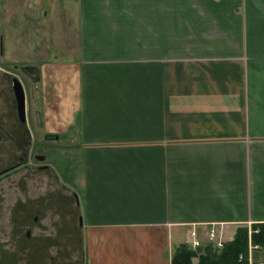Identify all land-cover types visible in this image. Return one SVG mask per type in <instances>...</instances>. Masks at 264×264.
<instances>
[{
  "label": "crops",
  "instance_id": "obj_1",
  "mask_svg": "<svg viewBox=\"0 0 264 264\" xmlns=\"http://www.w3.org/2000/svg\"><path fill=\"white\" fill-rule=\"evenodd\" d=\"M67 3L32 110L80 158L74 264H171L192 232L264 224V0Z\"/></svg>",
  "mask_w": 264,
  "mask_h": 264
},
{
  "label": "rangeland",
  "instance_id": "obj_2",
  "mask_svg": "<svg viewBox=\"0 0 264 264\" xmlns=\"http://www.w3.org/2000/svg\"><path fill=\"white\" fill-rule=\"evenodd\" d=\"M70 8L67 0H0V22L2 25H6L3 32L6 37L7 56L12 55L13 59L32 62L36 61V57L43 59L52 52L62 56L56 48H64L67 47L64 45H68L70 30L67 27L69 26L67 12ZM62 156H64L63 153ZM77 157L73 158L72 165L69 162V157H60L61 160L65 159L66 164H68L61 170L72 171L71 182L75 185L69 182L62 171L58 172L54 168L56 175L63 176L68 181V188L64 193L70 196V202L65 204L64 222L57 220L55 214L60 213L62 207L55 203L56 206L52 209L53 214L52 211L47 214L49 219H41L40 225L42 227L33 229V241L23 242L21 238L23 228H19L14 218L17 209L14 203L16 202L15 199L21 200L22 196L38 195L39 193H41L39 196H42L46 190V186L43 185L44 182L40 185L42 189L32 181H28V178H24L27 184H22L19 182V176L23 177V175L18 174L11 176L3 183L8 185H5L0 193V245L9 252L14 251V249L19 252L14 264H74L79 260L82 249L79 225L81 204L78 191L75 188L78 189L82 183L80 172L82 169L80 158ZM40 180L41 177L37 179L38 182ZM46 183L47 190H52L50 189V180ZM72 193L76 194L78 203ZM43 229H46L47 232L43 233ZM38 235H46L47 237L39 239ZM17 246H26L27 248L23 247L19 250Z\"/></svg>",
  "mask_w": 264,
  "mask_h": 264
},
{
  "label": "flooded vegetation",
  "instance_id": "obj_3",
  "mask_svg": "<svg viewBox=\"0 0 264 264\" xmlns=\"http://www.w3.org/2000/svg\"><path fill=\"white\" fill-rule=\"evenodd\" d=\"M4 28L6 25L0 22V193L8 185L3 183L18 174L23 175L19 176L22 184H27L24 178H28V181L38 187L43 182L46 186L42 196L39 193L36 196H22L21 200L15 199L17 209L14 218L19 228H23L21 238L26 243L34 240L33 229L41 226V219L48 218L47 214L56 206L55 203L62 207L61 212L55 214L57 220L64 222L65 204L70 202V196L64 193L68 188V181L65 177L56 175L54 168L61 172L68 164L65 159H60L64 157L62 153H65L62 142L57 143V135L49 131L53 124L49 123L51 112H46L45 98L43 105H40L41 110H32V104L39 98V85L44 82L42 65H38L37 58L32 62L7 56ZM35 68L38 69L37 75ZM21 95L23 101H20ZM39 177L41 180L38 182ZM48 180L52 190H47ZM72 195L78 203L76 194ZM45 237L47 236L38 235L39 239ZM23 247L26 246H17L19 250ZM30 250L33 251L32 248ZM18 256L19 252L15 249L9 252L0 245V264H14Z\"/></svg>",
  "mask_w": 264,
  "mask_h": 264
},
{
  "label": "trees",
  "instance_id": "obj_4",
  "mask_svg": "<svg viewBox=\"0 0 264 264\" xmlns=\"http://www.w3.org/2000/svg\"><path fill=\"white\" fill-rule=\"evenodd\" d=\"M249 246L253 252L264 249V224L238 227L233 238L225 241L219 251L208 243L195 251L189 245L181 244L176 248L171 264H192L193 258L197 259V264H248Z\"/></svg>",
  "mask_w": 264,
  "mask_h": 264
},
{
  "label": "built area",
  "instance_id": "obj_5",
  "mask_svg": "<svg viewBox=\"0 0 264 264\" xmlns=\"http://www.w3.org/2000/svg\"><path fill=\"white\" fill-rule=\"evenodd\" d=\"M195 234L196 233L192 232L193 241L190 245L191 249L194 250H196L201 245V240ZM206 241L214 249L219 251L223 247L225 239L222 237V234H218V232L214 228H211L206 233ZM239 258L241 259V256ZM248 264H264V261L254 260L251 254L249 253Z\"/></svg>",
  "mask_w": 264,
  "mask_h": 264
},
{
  "label": "water",
  "instance_id": "obj_6",
  "mask_svg": "<svg viewBox=\"0 0 264 264\" xmlns=\"http://www.w3.org/2000/svg\"><path fill=\"white\" fill-rule=\"evenodd\" d=\"M35 70H36V75H37V74H38V69L35 68ZM20 101H23V96H22V95H21ZM79 220H80V219H79Z\"/></svg>",
  "mask_w": 264,
  "mask_h": 264
}]
</instances>
